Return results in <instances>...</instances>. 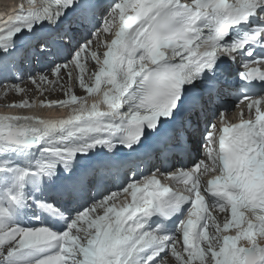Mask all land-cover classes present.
I'll list each match as a JSON object with an SVG mask.
<instances>
[{
    "label": "snow or ice",
    "instance_id": "1",
    "mask_svg": "<svg viewBox=\"0 0 264 264\" xmlns=\"http://www.w3.org/2000/svg\"><path fill=\"white\" fill-rule=\"evenodd\" d=\"M28 3V10L20 7L0 15V53L9 54H0V100L5 107H35L25 99L30 89L22 87L30 82L41 96L58 90L66 96L41 100L42 105L77 107L67 119L0 117V154L47 144L41 151L54 157L40 160L35 168H15V188L8 197L16 208L29 207L26 188L34 181L38 190L54 191L75 215L65 216L45 199L34 200L63 218L67 227H22L15 223L13 209L0 204V264H173V257L175 264H264V95H239L238 104L249 100L255 119L224 127L222 134L214 122L223 121L229 111L217 107L221 97L238 92L229 61L242 69L241 80L264 82V55L254 56V48H247L254 44L264 49V0ZM250 17L259 19L254 30L229 42L230 29ZM113 27L118 31L113 33ZM23 32L35 39L26 49L10 53ZM102 33L114 35L110 44L99 40ZM101 47L108 50L101 53ZM28 59L48 71L24 79L17 66ZM10 68L16 82L7 81ZM73 81L93 96L100 93L102 82L110 87L89 107L87 97L72 90ZM9 94L19 102L8 104ZM54 137L63 143L57 146L49 139ZM118 145L130 150L128 157H119ZM98 148L106 153L88 158ZM78 157L89 163H77L74 169ZM183 160L190 164L177 167ZM58 168L63 171L58 173ZM142 169L147 174L138 178ZM8 172H13L9 162L0 164V173ZM210 173L214 178L209 180ZM161 178L182 186L173 190ZM114 182L119 186L112 191ZM121 194H130L132 203L118 208ZM206 196L211 207L230 211L223 231L235 226V236H221L218 223L209 236L207 221L213 218L205 207ZM85 204L83 210L75 208ZM181 211L183 219L168 232L166 222ZM153 216L160 221L149 226ZM242 240L247 246H238Z\"/></svg>",
    "mask_w": 264,
    "mask_h": 264
},
{
    "label": "bare ground",
    "instance_id": "2",
    "mask_svg": "<svg viewBox=\"0 0 264 264\" xmlns=\"http://www.w3.org/2000/svg\"><path fill=\"white\" fill-rule=\"evenodd\" d=\"M15 5H16V2H12L11 1V10L12 9H14V7H15ZM4 10H8V9H6V8H4ZM11 10H9V11H11ZM4 12H6V11H3V13ZM6 15H7V12H6ZM114 28V30H112V32L114 33L115 31H118V27H113ZM103 34V33H102ZM108 34V36L111 38V40L114 38V35H112L111 33H107ZM24 40H22V42H23ZM101 42L102 43H105L103 40H101ZM111 42V41H110ZM19 43V40L17 39V38H15V46L17 45ZM102 48H104V47H102ZM99 52H103L102 51V49H99ZM88 67H89V69H92V70H98V69H96V68H94V66L92 65V64H89L88 65ZM19 68V67H18ZM36 73L34 72L32 75H35ZM30 75V74H29ZM86 75H87V73H86ZM15 77L16 76H9V77H7V79H11V81L12 82H16V79H15ZM24 77V79H27L28 77H26V75H24L23 76ZM12 78H13V80H12ZM50 79H51V77H50ZM92 83H93V85H94V77H93V81H92ZM102 83H104V82H102ZM24 85V84H23ZM25 85H27V87L30 89V92H31V95H34L35 94V92H36V90H35V88L34 87H32L31 86V84H30V82H28V83H25ZM74 85H75V82H74ZM101 89H103L102 91H101V93L98 95V96H94V97H92V100H95L96 98H98L97 100H99V98L102 96V93L104 92V91H106L107 89L106 88H101ZM74 90L75 91H77V93L78 92H81V93H79L80 94V96H83L84 94H85V91H83L82 89H80L79 87H78V85H75V88H74ZM53 94L54 93H49V94H46V96H48L49 95V100L48 101H56V99H52V96H53ZM10 95V94H9ZM63 95V94H62ZM3 96V90L2 89H0V97H2ZM60 96V95H59ZM35 97V95L33 96V97H31V98H29V97H26V99H28L29 101L30 100H32V98H34ZM59 98H61V97H59ZM16 99V98H15ZM8 104H12V103H14V102H19V100H12L11 99V101L10 100H8V101H6ZM94 102V101H93ZM92 102V103H93ZM4 103H5V101H3V100H0V105H4ZM30 103H32V102H30ZM102 106V105H101ZM11 108H9V109H7V108H4V110H1V108H0V112L1 111H3V112H1L2 114H1V117H3V116H6V115H8V113H13V115H15L16 114V116H21L20 115V111L22 110V109H15V108H12V107H14V106H10ZM48 110V109H47ZM51 111H53V110H51ZM43 112H40L39 110H37L36 111V114L37 115H40V114H42ZM47 113H49V112H47ZM28 114H31V113H28ZM51 114H61L62 116H63V119H66V118H68L69 116H68V114H66L65 112H63V113H59V112H57V113H51ZM12 115V116H13ZM51 140H53L54 138H50ZM21 154H28L29 156H31L32 155V152H29V153H27V152H25V151H19L18 152V154H15V155H13V158H10L8 161H10L11 162V164H13L12 163V160H16L17 159V157L18 156H21ZM90 155H92L91 153H90ZM15 156V157H14ZM84 158H86V157H84ZM51 159H54V157H51ZM87 159V158H86ZM18 160H19V162H20V164L21 165H24V162L22 161V158L21 157H18ZM88 160V159H87ZM80 161H82V158H80V157H78V160H77V162H74L73 163V168L75 169V167L77 166V163L79 164V165H81L80 164ZM38 162V161H37ZM63 169L62 168H58V172H61ZM4 185H6V184H2L1 186H4ZM130 196V194H124V195H122L121 197H120V199L119 200H117V205H119V204H124V203H126V202H128L127 201V198ZM131 197V196H130ZM19 213H22V211L20 210V211H18ZM214 215L216 216V217H218L219 215H220V217H221V219L222 220H220L221 222H222V224L225 222V216L227 215V217H229V212L227 213V214H225V213H220L219 212V210L216 208L215 209V212H214ZM230 230H233L234 232H235V226H233L232 228H230ZM213 234H215V231H213L212 232ZM238 246H247L246 245V242L245 241H242V242H240V244H238ZM172 260H173V263H175V259H174V257L172 258Z\"/></svg>",
    "mask_w": 264,
    "mask_h": 264
},
{
    "label": "rangeland",
    "instance_id": "3",
    "mask_svg": "<svg viewBox=\"0 0 264 264\" xmlns=\"http://www.w3.org/2000/svg\"><path fill=\"white\" fill-rule=\"evenodd\" d=\"M103 36V37H102ZM107 36H108V34L106 33V35L103 33V34H101L100 35V37H99V40L101 41V40H103L105 43H106V40H107ZM100 49H102V51L103 52H106L105 51V48H100ZM103 52H101V53H103ZM22 70H23V68H22ZM46 71H48V69L46 70ZM45 71V72H46ZM34 73V71H28L27 72V74H26V76H30V75H32ZM35 73H38V72H35ZM7 73H5V75H6ZM30 74V75H29ZM7 82V81H6ZM73 83V85H74V81L72 82ZM22 87H27V85H22ZM28 88V87H27ZM74 88H75V85H74V87H73V91H74V93L79 97L80 96V94L79 93H81V92H78L77 93V91H75L74 90ZM84 91V90H83ZM102 91V90H101ZM101 91H100V93H101ZM99 93V94H100ZM63 94V95H62ZM98 94V95H99ZM35 97L34 98H32V100H30L29 102H33V101H35V102H37V103H40V101L41 100H45V101H48L49 100V95L48 96H46V95H44V96H41L40 95V93H38V92H35ZM34 95H30V96H28L29 98H31V97H33ZM60 95V96H59ZM98 95H96V96H98ZM84 96L85 97H87V99L88 98H91V97H94L93 95H91V94H88V93H86L85 92V94H84ZM10 97H12L11 99L12 100H19V97L18 96H16V95H14V94H10ZM59 97H61V98H59ZM16 98V99H15ZM66 98V96H65V94L63 93V92H61V91H57L56 93H54L53 94V96H52V99H56V100H63V99H65ZM11 99H9L10 101H11ZM25 99H26V97H25ZM41 104V103H40ZM75 106V105H74ZM74 106H66V107H60V108H62V110H66V108H69V107H74ZM43 107H44V109L45 110H47V109H49L47 106H45V105H42L41 104V109H43ZM0 108H1V110H3L4 108H2L1 106H0ZM53 108H58V107H53ZM22 110L20 111L21 113H25V114H27V113H29L30 112V108H21ZM59 111H61V109L59 110ZM58 111V112H59ZM50 112H52V113H54V112H56L55 110H53V111H51L50 110ZM15 157V156H14ZM42 159H46V157H41V159L40 160H42ZM40 160H38V162L40 161ZM10 164H11V162L10 161H8ZM37 162V163H38ZM11 166H12V168L15 170V168H21V167H19V166H16V165H14V164H11ZM8 181H15V176H14V174H12V173H0V182H3V183H6V182H8ZM15 188V185H14V187L13 186H11V187H5V186H0V192H1V195H2V199H1V201H3L4 203H5V205H7V201H8V193L11 191V190H13ZM99 215H103V212H99L98 213ZM219 220H222L221 219V217H220V219ZM214 230H215V228H214ZM243 241V240H242ZM242 241H240V242H242ZM174 264V263H173ZM196 264H199V262L197 261L196 262Z\"/></svg>",
    "mask_w": 264,
    "mask_h": 264
},
{
    "label": "water",
    "instance_id": "4",
    "mask_svg": "<svg viewBox=\"0 0 264 264\" xmlns=\"http://www.w3.org/2000/svg\"><path fill=\"white\" fill-rule=\"evenodd\" d=\"M33 147H35V146H33ZM31 148V147H30Z\"/></svg>",
    "mask_w": 264,
    "mask_h": 264
}]
</instances>
